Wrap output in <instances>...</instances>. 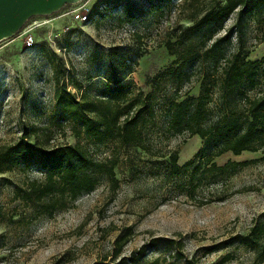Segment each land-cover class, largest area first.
<instances>
[{"label": "rangeland", "instance_id": "1", "mask_svg": "<svg viewBox=\"0 0 264 264\" xmlns=\"http://www.w3.org/2000/svg\"><path fill=\"white\" fill-rule=\"evenodd\" d=\"M217 1L89 0L87 22L59 18L67 7L32 29L33 47L23 36L0 44V149L27 137L39 147L80 145L91 159L116 162V182L98 175L93 193L52 214L25 194L32 182L44 181L36 165L2 166L0 264H264V242L256 246L260 233L251 234L264 220V152L216 158L218 166L244 165L221 186L197 173L203 184L191 189L190 173L171 170L174 153L180 167L205 155L200 136L168 132L173 103L207 91L209 126L225 117L237 127L247 117L245 95L264 90V0H239L247 6L240 25L235 12L182 44L197 10ZM229 31L230 40L213 47ZM236 53L260 72L253 90L245 84L231 101L217 70ZM112 75L147 101L140 146L92 140L56 104L58 81L94 99Z\"/></svg>", "mask_w": 264, "mask_h": 264}, {"label": "trees", "instance_id": "2", "mask_svg": "<svg viewBox=\"0 0 264 264\" xmlns=\"http://www.w3.org/2000/svg\"><path fill=\"white\" fill-rule=\"evenodd\" d=\"M246 7L239 0H218L210 10H197L191 21L192 25L183 31L186 38L182 44L192 43V39L205 29L222 25L235 12L236 25H240ZM231 35L229 31L224 37L216 39L213 47L221 41L230 40ZM259 72L257 64L241 59L239 53H236L226 61L221 70H217V76L221 82L220 88L224 91L228 89L230 100L236 101L239 94H244L241 87L245 84L253 90ZM206 92L197 99L188 98L180 103H173L168 116V132L172 137L188 134L198 135L204 140L205 155L202 160H192L180 167L178 154L174 153L171 157L172 172L176 175L182 172L191 174V189H197L203 184L202 179L196 180L197 173L200 176L211 174L223 182L218 183L221 186L244 166L234 162L218 166L216 158L227 153L240 156L245 152H264V90L255 97L245 95L247 117L237 127L232 126L233 118L225 117H217L218 121L209 126L210 112L205 106L207 102L213 101V97ZM148 98L149 96L145 100ZM55 100L57 106L70 119L83 127L88 138L97 142L118 141L126 145L140 146L139 126L147 112V101L134 96L116 75L108 78L104 91L94 99L85 94L78 97L68 90L65 82L58 81ZM16 164L28 167L36 165L40 169L44 181L32 182L25 194L36 196L37 202L43 207V213L47 214L61 210L80 197L93 193L99 184L98 175H107L112 182H116V162L106 166L91 159L80 145L46 148L23 137L16 144L0 149V172H3L2 166ZM210 202L203 201L202 205ZM256 232L260 235L253 243L258 246L261 241L264 242V220L255 224L251 234ZM249 239V236L241 238L242 242ZM128 240L127 234L120 239L118 254ZM153 244L155 246V242Z\"/></svg>", "mask_w": 264, "mask_h": 264}, {"label": "water", "instance_id": "3", "mask_svg": "<svg viewBox=\"0 0 264 264\" xmlns=\"http://www.w3.org/2000/svg\"><path fill=\"white\" fill-rule=\"evenodd\" d=\"M86 0H0V44L16 38L35 18H49Z\"/></svg>", "mask_w": 264, "mask_h": 264}, {"label": "built area", "instance_id": "4", "mask_svg": "<svg viewBox=\"0 0 264 264\" xmlns=\"http://www.w3.org/2000/svg\"><path fill=\"white\" fill-rule=\"evenodd\" d=\"M91 5L89 0L75 6H70L69 10H66L63 15L59 18H71L72 20H78L80 22H87L89 20V13L91 12ZM51 19V18H49ZM42 25L50 24L48 18L43 19V21H32L29 22L26 27L20 32L16 38L24 37L25 43L28 47H33L35 43V37L31 32L32 29L38 28Z\"/></svg>", "mask_w": 264, "mask_h": 264}]
</instances>
